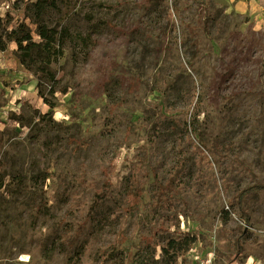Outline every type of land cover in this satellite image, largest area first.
I'll use <instances>...</instances> for the list:
<instances>
[{
  "label": "rangeland",
  "instance_id": "obj_1",
  "mask_svg": "<svg viewBox=\"0 0 264 264\" xmlns=\"http://www.w3.org/2000/svg\"><path fill=\"white\" fill-rule=\"evenodd\" d=\"M30 1L0 0V16L19 20ZM242 5L60 0L43 17L71 33L55 84L14 44L0 51V264H85L81 251L98 264L139 159L128 264L141 239L164 240L161 216L197 237L181 264H264V0ZM156 175L171 208L155 202ZM75 177L115 186L82 233Z\"/></svg>",
  "mask_w": 264,
  "mask_h": 264
},
{
  "label": "trees",
  "instance_id": "obj_2",
  "mask_svg": "<svg viewBox=\"0 0 264 264\" xmlns=\"http://www.w3.org/2000/svg\"><path fill=\"white\" fill-rule=\"evenodd\" d=\"M60 0H34L27 2L22 10V17L14 20L10 11L4 16H0V51H5L10 44H14V54L17 59L28 69L41 73V77L47 78L55 84L56 76L50 66L56 62L64 53L66 39L71 36L69 29L50 26L44 20V14L49 9L57 10ZM14 8H18L15 6ZM45 102L54 106V103L44 97ZM183 122V121H181ZM193 133L196 129L189 127ZM145 173L143 162L139 159L132 164L130 175L124 187V196L119 203V224L114 234V238L107 245L97 251L98 264H128V254L120 248L127 230L132 226V233L139 230V224L135 216V207L139 203ZM73 191L71 197V209L79 210L84 216L79 220L77 230L79 233L85 228L86 220L92 218L103 205L105 200L112 196L114 184L105 182L98 184L83 177L73 179ZM92 190L90 199H82L83 195ZM155 202L163 206H173V202L168 189L161 183L159 177H155ZM249 221V218H248ZM173 219L169 216H161L154 228L156 234L164 236L163 241H153V239H141L137 251L134 254L135 264H181V259L185 258L188 251L197 241V237L190 232L181 231L177 227L176 231L171 228ZM63 237L72 240V235L67 233ZM158 249L160 253L158 254ZM80 260L85 264H90L88 255L81 251Z\"/></svg>",
  "mask_w": 264,
  "mask_h": 264
},
{
  "label": "crops",
  "instance_id": "obj_3",
  "mask_svg": "<svg viewBox=\"0 0 264 264\" xmlns=\"http://www.w3.org/2000/svg\"><path fill=\"white\" fill-rule=\"evenodd\" d=\"M219 2L223 5V6H229L234 4L236 8H245L242 3H246L247 4V0H219ZM247 8V6H246Z\"/></svg>",
  "mask_w": 264,
  "mask_h": 264
}]
</instances>
